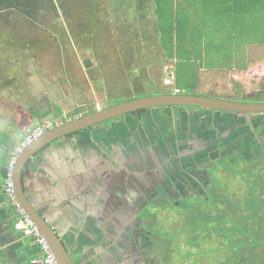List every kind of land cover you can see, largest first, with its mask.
<instances>
[{"label":"flooded vegetation","instance_id":"obj_1","mask_svg":"<svg viewBox=\"0 0 264 264\" xmlns=\"http://www.w3.org/2000/svg\"><path fill=\"white\" fill-rule=\"evenodd\" d=\"M246 69L242 68L241 72ZM151 83L157 85V81ZM149 87L150 84L145 87L140 83L121 93ZM153 88L161 95H185L181 88L173 86ZM208 93H213L214 100L244 104L236 99L259 98L264 103V89L240 94V90L230 92L217 87ZM110 97H105L102 109L112 107L108 105ZM98 110L101 109L84 115L77 110L68 116L55 114L50 119L49 131ZM12 125L11 133L6 131L9 127L0 128V150L5 154L8 151L4 169L20 134L15 124ZM59 139L86 145L90 159L99 162L93 176L87 172L88 181L92 176L95 182L84 191L80 202L81 230L76 239H72V234L68 241L63 238L73 264H207L206 259L186 258L205 251L207 243L213 244L210 240L215 234L214 225L224 227L218 220L210 219L213 215L217 218V212H221V217L230 218V203L224 205L221 199L238 201V210L233 215L240 217L246 214L242 201L264 198V112L159 106L125 114ZM226 159L230 160L229 170L224 164ZM4 178L2 197L11 206V218L15 220L16 212L5 194ZM183 200L190 201L194 208L202 202L208 205L197 207L200 213L193 211L191 216L175 217L174 221L165 212L188 208ZM181 220H184L181 230L171 234L170 227H179ZM201 223L212 228L208 232L200 231L197 227ZM191 226L194 232L189 230ZM162 235L169 238L163 239ZM215 235L219 244L225 243L223 238L219 239L220 234ZM171 241H178L176 245L189 255L176 256Z\"/></svg>","mask_w":264,"mask_h":264},{"label":"rangeland","instance_id":"obj_2","mask_svg":"<svg viewBox=\"0 0 264 264\" xmlns=\"http://www.w3.org/2000/svg\"><path fill=\"white\" fill-rule=\"evenodd\" d=\"M83 2L84 0L81 1V5L89 7L90 3L87 0ZM96 2L95 17L87 13L88 9L85 13L83 8L72 7L70 18L59 16L56 19L51 15H42L31 24L27 19L17 15L9 17L7 23L0 21V113L10 114L25 131L36 122V120L31 122V118L37 117V113L42 111L50 110L54 115L62 113L68 116L73 110H77L78 114L84 115L96 108L102 109L101 107L106 104L104 99L108 95L112 96L108 99L109 106L160 95L153 88L156 85L151 81L168 79V72L162 74L161 67H172L173 59L164 63L165 61H160L162 59L160 55L154 56L161 50L157 47L159 46L157 41L154 50L151 44H149L151 45L149 50L145 46L142 49L139 43L144 41L132 38V40L120 39V41L112 33L108 7H103V0H96ZM80 20L84 25V33L76 28ZM163 26L165 27L163 23L155 25L160 30L161 43H163ZM186 26L183 28L182 37L179 36V41L174 39L172 48L175 50L177 73L178 77L181 76L179 84L182 85L183 94L215 99L213 93L208 92L215 91L217 87L222 90L228 89L230 92L240 90V94L264 89V45L243 48L246 52L244 64H247V69L243 72L235 70L238 72L235 73L237 76L235 79L232 77L234 71L230 70L222 72L206 70L199 74L200 68L220 65V61L222 64H233L234 56L231 55L233 51L223 49L222 57H215V46L220 44L219 38H221L215 34V30L205 29L207 33L197 34L195 29L188 32ZM203 26L200 25V27ZM69 34L74 39H71ZM185 38H187L186 42L183 41ZM167 41L168 39L164 40V42ZM185 54L192 55L194 58L186 59ZM241 62L238 59V66ZM233 65L237 68L236 64ZM143 68L146 71L139 72ZM140 83L145 87L150 84L149 89L132 91L130 94L121 93L122 90L126 88L130 90L134 86H139ZM262 101L259 98L244 101L236 99V102L248 105H257L263 103ZM46 118H51V115ZM229 161L226 159L224 162L226 170L230 168ZM248 200H245L246 205ZM221 202L228 205L231 200L221 199ZM182 203L184 207L190 208L180 207L165 213L176 221L175 217L191 216L193 211L200 213L201 210L197 207L208 205L202 202L194 208L191 207L190 201L183 200ZM262 206L263 203L260 207ZM212 209L213 207L211 211H208L212 212ZM217 213L219 214L217 218L213 215L210 219L220 220L218 223L223 222L221 225L224 227L214 225L212 232L229 236L228 221L220 218L221 212ZM183 223L184 220H181L179 227L171 226L170 230L173 231L169 230V232L173 235L177 234ZM202 227L203 230H201ZM211 228L210 224L197 227L200 231L206 229V232ZM189 230L194 232V227H189ZM215 234L210 240L213 244L207 243L205 252L199 251L198 254L194 252L193 256L190 255L186 259H206L207 264H229L230 259L225 262H215L216 259L221 261L227 259L225 251H208L212 247L223 246L218 243ZM186 235L189 239L191 238L188 234L184 236ZM161 238L169 237L162 235ZM171 243L176 256L180 258V256L189 255L188 251L176 245L178 241H171Z\"/></svg>","mask_w":264,"mask_h":264},{"label":"crops","instance_id":"obj_3","mask_svg":"<svg viewBox=\"0 0 264 264\" xmlns=\"http://www.w3.org/2000/svg\"><path fill=\"white\" fill-rule=\"evenodd\" d=\"M103 1V7H108L109 9L112 33H114L119 40L135 39L141 42L144 41L139 43L140 47L143 49L145 46L148 50L151 45H153L154 50V46L156 47L158 43L159 46L157 47L161 50L157 51L154 56L160 55V57H162L160 61H165L164 63L173 59L172 67L167 68V66H162L161 71L162 74L167 71V75L173 73L175 76L168 75V79H159L156 86H173L175 89H180L182 87V85L179 84L181 76L178 77L177 73L176 59L174 56L175 50L173 49L171 53L165 50L166 48L161 43L160 30L157 29L155 25L157 23L166 22L174 23V25L181 23L190 27L186 26L188 32H192L195 29V32L199 34L204 32L207 33V29H214L215 34L221 37L222 34L218 31V28L211 25V23H215L213 17L216 16L213 9L221 8L222 6L228 8L235 3L234 0ZM96 3V0H94L95 7ZM92 17H95V15H92ZM79 22H81V20ZM207 23L208 27H200L201 24L205 25ZM150 25L152 26L150 27ZM185 26H183V28ZM183 28L182 34H184ZM171 37L173 40L178 38L176 37L175 29H173V35ZM187 38L183 39V41ZM173 43L175 42L173 41ZM214 54L215 57H222L221 53ZM243 54H246L244 49H242L240 53L232 52L231 54L234 56L233 64H236L237 68H234L235 65L232 63L222 64L220 61V65L200 68L201 71L199 74L201 72H206V70L222 72L218 69L224 66L225 70L234 71L232 77L237 78L235 73L238 72L235 70L241 72L242 68L247 67V64H244L246 55L243 57ZM185 58L193 59L194 57L185 54ZM238 59L239 62L242 61L240 66L237 64ZM140 71L145 72L146 70L143 68ZM162 83L163 85H160ZM175 84L177 85L176 87ZM204 91H206L205 88ZM44 112H49L50 114L47 116L49 117L51 115V118H46V116L42 119L55 118L54 113L48 110L37 113V117L31 118V122L42 120L39 118V115ZM59 116L60 114L57 115V117ZM12 124H15L20 132L19 135L17 134L18 139L14 143L18 144L26 134V131L31 127L27 128L25 131L19 126L18 121L12 119L10 114L4 115L0 113V128L9 127L6 131L11 133V129L13 128ZM67 141L64 139L54 141L35 154L33 159L29 162L31 166H28V164L26 165L22 176V185L28 198L31 200L32 198L35 199L41 205L47 204L48 208H50L48 218L51 225L60 232L62 239L64 238L66 241L69 240L71 234L72 239H76L81 230L83 222L81 221L80 223V220H82L83 217L81 218L82 214L80 211L82 209L80 202L83 199L84 191H86L89 186H93L95 182V178L92 176L96 173V166L99 163L96 160L94 161L93 158L92 160L90 159L91 156L87 151L86 145L80 144V146L76 143ZM91 144H94L93 141H91ZM1 151L2 150H0V264H30V261L39 255L38 247L30 238L23 237L12 229L14 219L11 218V216L13 210L2 197L3 169L7 159L5 155L8 151L6 150V154ZM50 164L53 165L54 168L57 167L56 169L59 173L52 181V176H47L48 179L41 177V172L49 170ZM87 172L92 173L90 181H88ZM9 219L12 220V223L9 222ZM7 222L10 224L7 225Z\"/></svg>","mask_w":264,"mask_h":264},{"label":"trees","instance_id":"obj_4","mask_svg":"<svg viewBox=\"0 0 264 264\" xmlns=\"http://www.w3.org/2000/svg\"><path fill=\"white\" fill-rule=\"evenodd\" d=\"M81 1L0 0V21L7 23L9 17L17 15L27 19L31 24L35 23L42 15H51L56 19L59 16L70 18L72 7L74 9L83 8L85 12L88 9V14L95 15L94 0H87L90 3L89 7L81 5ZM234 1V5H229L228 8L222 6L213 9L216 16L213 17L215 23H211V25L217 27L220 34H222L219 38L220 44L215 46L216 50L214 51L216 53L223 54V49L240 53L245 47L264 45V0ZM163 24H165V27L163 26L162 45L171 53L174 41L171 37L173 29L176 30V36L178 37L176 40L179 41V36L181 38L183 35L182 28L185 25L181 23L174 25V23L169 22ZM204 26L205 28L208 27V23ZM76 28L84 33L82 21L77 23ZM69 37L74 39L70 34ZM165 39H168V41L164 42ZM244 56L245 54H243ZM48 114L50 113L44 112L39 115V118L42 119ZM5 175L6 169L3 170V176L5 177ZM248 201V205L245 204V201H242L243 206H241L246 214H241L240 217L233 215L238 210L239 204H237L238 201H231L229 209L232 217L227 218L228 220L220 217L224 221H230V234L225 236L219 233L222 236L219 239L223 238L225 246L213 248L211 251H225L227 259H230L229 264H264V198L249 199ZM261 203H263L262 207H260ZM200 225L204 226L206 223ZM220 227L222 228V226ZM201 229L203 230V227Z\"/></svg>","mask_w":264,"mask_h":264},{"label":"water","instance_id":"obj_5","mask_svg":"<svg viewBox=\"0 0 264 264\" xmlns=\"http://www.w3.org/2000/svg\"><path fill=\"white\" fill-rule=\"evenodd\" d=\"M159 106H191L240 113L264 112V103L248 105L188 95H160L156 97L136 99L120 105L109 107L107 109L98 110L92 114L67 122L60 127H56L55 129L43 135L39 140L27 147L19 156L14 166L12 180L14 192L20 207L41 232L42 237L48 243L55 257L57 264L73 263L68 253V248L65 245L60 232L55 229L49 221L48 216L50 208H48L47 204L41 205L35 199L32 198L31 200L28 198L27 193L22 185L24 168L27 164L28 166H31L29 162L33 159L35 153L40 152L44 146L61 137L83 131L95 124L123 116L125 114H129L141 109H150ZM56 168L50 164L49 170L41 172V177L48 179L47 176H52V181L56 178L55 176L59 174Z\"/></svg>","mask_w":264,"mask_h":264},{"label":"built area","instance_id":"obj_6","mask_svg":"<svg viewBox=\"0 0 264 264\" xmlns=\"http://www.w3.org/2000/svg\"><path fill=\"white\" fill-rule=\"evenodd\" d=\"M52 123L49 121L41 122L34 129L29 131L28 135L24 138V140L20 143V145L14 150L11 154L10 160L8 162L7 167V177L5 179V194L9 200V202L14 206L15 211L17 213V220L14 225V229L18 232H21L24 236L32 237L35 242L39 245L42 256L37 259H32L30 264H57L53 254L51 253L49 246L41 237L37 228L33 225V223L29 220L26 214L19 208L16 204L15 196L13 192L12 186V166L15 163L17 155L30 143L38 139L45 131L50 129Z\"/></svg>","mask_w":264,"mask_h":264},{"label":"bare ground","instance_id":"obj_7","mask_svg":"<svg viewBox=\"0 0 264 264\" xmlns=\"http://www.w3.org/2000/svg\"><path fill=\"white\" fill-rule=\"evenodd\" d=\"M63 115V114H62ZM63 116H65V114L63 115ZM45 121H49V122H51L52 123V120H50V119H45V120H41V121H38V122H36L31 128H29L27 131H26V134L22 137V139L19 141V143L13 148V150L11 151V154L14 152V150L20 145V143L24 140V138L28 135V133H29V131H31L32 129H34L38 124H40L41 122H45ZM52 127V126H51ZM51 129V128H50ZM50 129H48L47 131H45L38 139H36L35 141H37V140H39L43 135H45L46 133H48V131L50 130ZM35 141H33L32 143H30L28 146H26L18 155H17V157H16V160H15V163H16V161H17V159L19 158V156L23 153V151L27 148V147H29L31 144H33ZM11 154H10V156H9V158H8V162H9V160H10V157H11ZM8 162H7V166H6V175H5V178H4V181H5V179H6V177H7V167H8ZM15 163H13V165H15ZM12 168H14V166H12ZM12 174H13V169H12V172H11V178H12ZM12 186H13V180H12ZM13 192H14V188H13ZM14 196H15V201H16V204L19 206V208L24 212V210L20 207V204L18 203V201H17V198H16V195H15V192H14ZM7 197V196H6ZM7 200H8V198H7ZM8 202H9V200H8ZM10 203V202H9ZM11 204V203H10ZM12 205V204H11ZM13 206V205H12ZM13 208H14V206H13ZM14 210H15V208H14ZM16 212V211H15ZM25 213V212H24ZM26 214V213H25ZM26 216L29 218V216L26 214ZM16 220H17V213H16V218H15V220H14V222H13V225H12V228H13V230L15 231V232H17V233H19L20 235H23L21 232H18V231H16L15 229H14V225H15V223H16ZM29 220L32 222V220L29 218ZM33 223V222H32ZM33 225L36 227V225L33 223ZM37 228V227H36ZM37 230L39 231V229L37 228ZM39 233H40V235H41V232L39 231ZM24 236V235H23ZM27 237V236H26ZM41 237H42V235H41ZM32 238V237H31ZM43 238V237H42ZM33 239V238H32ZM43 240L45 241V239L43 238ZM33 241L35 242V240L33 239ZM46 242V241H45ZM35 244L37 245V247H38V249H39V255L36 257V258H34V259H37V258H40L41 256H42V253H41V251H40V248H39V245L35 242ZM46 244L48 245V243L46 242ZM49 246V245H48ZM49 249H50V247H49ZM50 251H51V249H50ZM51 253H52V251H51ZM53 254V253H52ZM54 256V255H53ZM55 258V257H54Z\"/></svg>","mask_w":264,"mask_h":264}]
</instances>
